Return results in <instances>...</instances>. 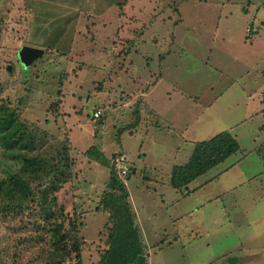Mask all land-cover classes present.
Instances as JSON below:
<instances>
[{
    "label": "rangeland",
    "instance_id": "374dc122",
    "mask_svg": "<svg viewBox=\"0 0 264 264\" xmlns=\"http://www.w3.org/2000/svg\"><path fill=\"white\" fill-rule=\"evenodd\" d=\"M0 13V104L35 144L16 153L51 165L60 152L69 168L54 218L0 194V264L51 262L55 220L70 228L76 211L64 263L100 264L118 196L146 264H264V0H0ZM23 45L45 52L24 67ZM224 130L239 150L173 186L174 165Z\"/></svg>",
    "mask_w": 264,
    "mask_h": 264
},
{
    "label": "trees",
    "instance_id": "16d2710c",
    "mask_svg": "<svg viewBox=\"0 0 264 264\" xmlns=\"http://www.w3.org/2000/svg\"><path fill=\"white\" fill-rule=\"evenodd\" d=\"M111 1L116 2L117 0ZM102 2L108 5L110 0H102ZM106 47L109 46L106 45ZM101 116L105 117V114L102 113ZM154 116L158 119L161 118V115L154 114ZM156 124L159 122L156 121ZM30 134L32 131L28 128V122L20 120L18 109L8 107L3 103L0 104V148L3 151L0 152V194L8 196L10 200L20 202L30 199L31 206L40 207L45 213L43 218L48 220L53 216L56 217L53 213L54 207L48 201V196L58 191L59 187L67 182L69 168L67 165H63L64 159L60 152L55 155L60 156V162L59 158H53L51 165L50 161H46L42 157L16 153L18 150L24 151L23 148L28 146L35 148V144L29 139ZM21 145L23 148L20 147ZM239 146V141L229 130H224L210 139L198 142L186 163L174 165L171 174L172 185L177 188L186 187L210 169L226 162L239 150ZM260 155L264 160V150L262 153L260 152ZM101 161L106 162L99 158L100 163H102ZM13 166H19L20 169L11 171ZM106 166L107 164H105ZM107 167L111 171L110 185H116L119 191L124 190V183L120 180L117 164ZM128 171L130 170L127 167L125 172L121 171V175L129 177ZM31 181L37 182V190L31 185ZM44 181H47V184L40 190V184ZM121 199L123 197L118 196L116 200L119 202ZM117 202L113 204L114 212L111 214L115 218L114 226L108 237L111 247L108 254L101 258L100 264H146L138 229L133 221L130 208L127 202L116 205ZM7 208L9 207L7 206ZM77 214L78 217L81 216V213L76 211L74 220L70 222V228L65 229L62 221L55 220L57 228L54 233L57 241L54 243V249L51 250V262L47 264H65L66 257L63 255V251L68 239H72L73 246L80 247L81 221L78 223ZM232 217L234 215H231ZM60 250H63L62 253ZM59 256L62 259H57Z\"/></svg>",
    "mask_w": 264,
    "mask_h": 264
},
{
    "label": "water",
    "instance_id": "95a60500",
    "mask_svg": "<svg viewBox=\"0 0 264 264\" xmlns=\"http://www.w3.org/2000/svg\"><path fill=\"white\" fill-rule=\"evenodd\" d=\"M45 50L41 47L23 45L18 50L17 56L21 64L24 67H28L35 60L40 58L44 54Z\"/></svg>",
    "mask_w": 264,
    "mask_h": 264
},
{
    "label": "built area",
    "instance_id": "2783aa9c",
    "mask_svg": "<svg viewBox=\"0 0 264 264\" xmlns=\"http://www.w3.org/2000/svg\"><path fill=\"white\" fill-rule=\"evenodd\" d=\"M100 114H101V111L99 109L94 111V116L99 117ZM125 171H126V169L123 170V172H125Z\"/></svg>",
    "mask_w": 264,
    "mask_h": 264
},
{
    "label": "crops",
    "instance_id": "0c3cea01",
    "mask_svg": "<svg viewBox=\"0 0 264 264\" xmlns=\"http://www.w3.org/2000/svg\"><path fill=\"white\" fill-rule=\"evenodd\" d=\"M119 71H122V68L120 67ZM135 76H137L138 74L136 72L133 73ZM245 90V89H244ZM196 116L193 117L192 119V123L197 121V118H195Z\"/></svg>",
    "mask_w": 264,
    "mask_h": 264
}]
</instances>
